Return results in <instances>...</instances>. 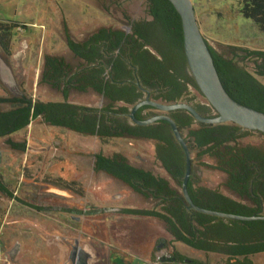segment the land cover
<instances>
[{
  "label": "trees",
  "instance_id": "16d2710c",
  "mask_svg": "<svg viewBox=\"0 0 264 264\" xmlns=\"http://www.w3.org/2000/svg\"><path fill=\"white\" fill-rule=\"evenodd\" d=\"M145 1L147 18H128V30L100 27L87 39L76 41L66 27L68 49L79 64L73 66L63 56L46 54L39 79L40 85L61 93L63 101L0 96V139H6L12 149L26 152L25 143L16 144L10 137L40 119L48 126L103 142L116 138L152 142L155 159L167 178L133 165L121 153L95 154V172H104L156 201L152 209H125L124 213L154 219L174 243L220 255L226 258L225 264H256L252 258L264 254V221L226 219L192 209L183 194L186 155L171 125L166 121L137 125L130 118L135 105L147 97L162 104H189L204 117L216 116L191 75L181 16L169 0ZM239 12L264 33V0H241ZM26 27L0 20V52L5 60L13 54L14 33ZM207 43L228 94L240 104L264 112V50L230 47L232 56L227 57ZM90 92L100 97V106L72 101L74 93ZM4 106L8 108L1 109ZM160 114L177 124L189 147L192 174L196 164L221 172L226 176L225 187L250 203L200 185L191 177L188 192L195 206L241 216L264 215V147L242 144L248 136L263 133L233 123H200L182 109L162 113L144 106L136 117L146 120ZM0 194L22 202L2 174ZM184 260L181 257L180 262L184 264ZM192 264L203 263L193 260Z\"/></svg>",
  "mask_w": 264,
  "mask_h": 264
},
{
  "label": "rangeland",
  "instance_id": "374dc122",
  "mask_svg": "<svg viewBox=\"0 0 264 264\" xmlns=\"http://www.w3.org/2000/svg\"><path fill=\"white\" fill-rule=\"evenodd\" d=\"M200 29L216 51L231 57L230 47H244L251 50H264V33L252 21L239 12L241 0H191ZM128 18L144 19L145 0H0V20L19 22L27 25L13 36V54L5 60L0 52V96H28L43 102L63 101L61 93L40 85L39 79L46 54L63 56L73 66L79 60L70 52L66 42L65 28L71 37L83 41L100 27L125 28ZM4 65V66H3ZM250 65V64H249ZM5 76V79L2 78ZM13 80L15 90H10L8 78ZM264 83V80H262ZM72 101L83 105L100 106L101 99L94 93H74ZM4 106L1 109H7ZM10 139L18 144L36 142L42 147L58 143L47 155L36 151L21 152L12 149L6 139H0V174L14 191L8 198L0 194V264L9 263L8 252L14 245L21 244L20 252L13 264L28 260L38 264L43 252L38 223L57 227L59 215L55 211L38 214L29 205L65 204L68 198L56 197L54 188L76 194V201L90 202L92 205L120 208L152 209L156 201L147 199L121 181L104 172L94 171L95 154L112 155L121 153L140 168L167 178L168 175L155 159L154 144L132 138H116L103 142L97 137L80 135L65 129L44 124L40 119L28 128L15 133ZM47 144V146H44ZM243 145L264 147V136L252 134L242 140ZM207 164H213L205 160ZM203 163V162H201ZM192 178L200 185L216 189L226 196L241 200L225 187L226 176L212 168L196 164ZM51 193H48V191ZM120 195L118 199L113 196ZM250 204L247 200H241ZM109 222L121 221L133 225L134 219L109 216ZM143 218L139 220L142 222ZM144 227L152 235L168 237L165 229L151 220ZM145 236V234H142ZM170 239V238H169ZM174 247L188 260L203 264H225L226 258L195 251L183 244ZM143 249V248H141ZM130 258V257H129ZM256 264H264V254L254 256ZM127 264V261H126ZM188 264V263H184Z\"/></svg>",
  "mask_w": 264,
  "mask_h": 264
},
{
  "label": "flooded vegetation",
  "instance_id": "af4514ba",
  "mask_svg": "<svg viewBox=\"0 0 264 264\" xmlns=\"http://www.w3.org/2000/svg\"><path fill=\"white\" fill-rule=\"evenodd\" d=\"M27 151H38L42 147L36 142H30ZM47 146V144H44ZM59 145L54 143L52 148ZM49 147V146H48ZM43 154L47 155V152ZM55 193H48L60 198H68L65 204L54 203L49 205L29 207L35 209L38 214L57 212L59 215L57 227L38 223L40 241L43 244V252L38 258V264H192L175 247L172 237L152 235L144 231L148 223L154 219L146 216H138L124 213L125 209L109 206L92 205L90 202L80 203L76 201V194L69 193L60 188H54ZM120 195L112 199L120 198ZM32 205V204H31ZM148 210V209H147ZM109 216L122 219H134L133 225L121 224L120 221L109 222ZM143 218L142 222H139ZM142 234H145L143 236ZM170 238V239H169ZM143 248V249H141ZM21 244L17 242L8 252L10 262L15 263L20 252ZM130 257V258H129ZM21 264H29L28 260Z\"/></svg>",
  "mask_w": 264,
  "mask_h": 264
},
{
  "label": "water",
  "instance_id": "95a60500",
  "mask_svg": "<svg viewBox=\"0 0 264 264\" xmlns=\"http://www.w3.org/2000/svg\"><path fill=\"white\" fill-rule=\"evenodd\" d=\"M175 7L182 19L183 36H184V52L186 60L200 91L215 109L216 116L213 118L204 117L200 115L191 105L185 103L177 104H162L156 101H152L147 97L145 100L140 101L133 108L130 118L137 125H151L157 121L168 122L174 135L181 146L184 148L186 155V175L183 182V194L192 209L197 211L222 217L226 219H233L239 221H264V215L258 216H241L235 214H227L222 212H215L197 207L192 202L189 192L188 183L192 175V163L189 147L181 135L177 124L169 116L160 114L153 116L146 120H139L136 117V113L144 106H150L156 108L159 112L167 113L173 110H186L190 112L195 120L205 124H225L233 123L246 130L258 131L264 134V112L247 107L239 102L235 101L226 91L218 70L216 68L213 55L207 43L205 36L203 35L200 26L197 21L195 8L191 0H169ZM0 62L3 64L4 60L0 58ZM4 66V65H3ZM5 79V76H2ZM9 83L7 86L10 90H15L13 86V80L8 78ZM17 97V96H16ZM52 145L46 148L39 149L36 153L47 152L49 153ZM1 161V153H0Z\"/></svg>",
  "mask_w": 264,
  "mask_h": 264
}]
</instances>
